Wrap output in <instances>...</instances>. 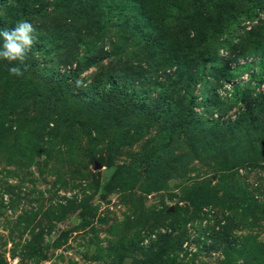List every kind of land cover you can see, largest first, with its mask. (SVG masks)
Here are the masks:
<instances>
[{
    "label": "rangeland",
    "instance_id": "1",
    "mask_svg": "<svg viewBox=\"0 0 264 264\" xmlns=\"http://www.w3.org/2000/svg\"><path fill=\"white\" fill-rule=\"evenodd\" d=\"M258 20L191 86L200 132L171 136L172 116L151 111L100 124L77 114L74 85L12 101L26 84L0 66V264H264V30L230 53Z\"/></svg>",
    "mask_w": 264,
    "mask_h": 264
},
{
    "label": "trees",
    "instance_id": "2",
    "mask_svg": "<svg viewBox=\"0 0 264 264\" xmlns=\"http://www.w3.org/2000/svg\"><path fill=\"white\" fill-rule=\"evenodd\" d=\"M261 11L264 0H0V29L14 28L21 20L35 29L27 68L14 78L26 85L9 98L68 96L74 85L77 114L95 112L100 124L122 128L135 111H151L172 116L171 136L188 126L200 132L202 117L194 113L190 93L223 64L224 36L256 21ZM258 30H264V20L243 30L230 53L240 47L255 52ZM122 40L124 46H117ZM263 59L257 65L264 74ZM18 63L0 59L9 75ZM91 67L94 73L79 79ZM181 93L190 98L186 104ZM232 94L234 100L239 97L237 86ZM217 126L218 121L206 120L203 131Z\"/></svg>",
    "mask_w": 264,
    "mask_h": 264
},
{
    "label": "clouds",
    "instance_id": "3",
    "mask_svg": "<svg viewBox=\"0 0 264 264\" xmlns=\"http://www.w3.org/2000/svg\"><path fill=\"white\" fill-rule=\"evenodd\" d=\"M35 29L30 22L19 21L14 28L0 29V59L19 62L9 68L10 74L22 76L27 65L25 61L35 42ZM79 84V81H77Z\"/></svg>",
    "mask_w": 264,
    "mask_h": 264
}]
</instances>
